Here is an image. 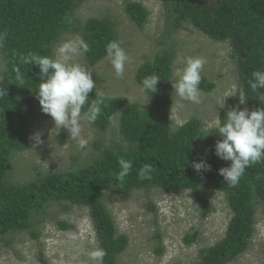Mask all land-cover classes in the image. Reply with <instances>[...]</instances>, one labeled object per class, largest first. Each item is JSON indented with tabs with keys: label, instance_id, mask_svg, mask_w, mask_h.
<instances>
[{
	"label": "trees",
	"instance_id": "16d2710c",
	"mask_svg": "<svg viewBox=\"0 0 264 264\" xmlns=\"http://www.w3.org/2000/svg\"><path fill=\"white\" fill-rule=\"evenodd\" d=\"M81 0H0V34L8 33L4 47L0 48L4 61L1 87L6 91L0 96V242L9 234L29 231L32 217L45 212L52 202H68L87 208L98 246L107 255L103 264H116V259L128 246L125 235L118 234L102 198L109 191H116L127 199L133 191L160 188L173 194L190 191L198 202L202 216L212 211L205 194L213 190L224 195L231 217L223 239L199 252L198 264H230L249 247L255 231V203L264 205V161L248 167L237 187L226 184L219 169L231 162L215 154V144L222 139L218 130L207 134L201 121L190 119L174 128L169 120L172 95L160 93L172 76L170 54L156 55L137 69L135 81L142 88L143 80L153 74L159 76L157 92L145 91L151 104L140 112L136 104L126 105L119 98H111L102 106V114L95 123L105 129L113 116L120 113L118 132L127 143L126 150L106 149L91 163L77 171L49 174L25 186L7 185L5 176L13 152H22L27 146L26 116L35 102L42 82L39 66L20 62V54L29 51L42 56L51 55L49 44L55 41L67 25L64 17ZM168 15H173L171 29L189 25L197 32L216 42H227L234 60L239 92L225 100L218 120L223 124L226 112L234 107H247L249 111L264 108V89L253 92L249 80L254 71L264 72V0H165ZM124 11L128 19L141 28L148 12L135 2L127 3ZM82 39L91 50L84 53L88 64H95L107 56L106 46L117 40L110 23L88 19L82 29ZM20 68L24 78L21 85L15 79L13 65ZM201 92H209L214 85L202 77ZM95 92L89 93L84 106L87 111ZM108 97V96H107ZM245 102L240 104V102ZM97 148V147H96ZM124 158L132 169L124 181L118 179ZM204 161L210 171L198 173L193 163ZM150 164L155 169L152 179L141 180L139 170ZM62 230L71 227L58 222ZM192 236H185L186 244L193 243ZM163 250L158 248L157 253Z\"/></svg>",
	"mask_w": 264,
	"mask_h": 264
},
{
	"label": "rangeland",
	"instance_id": "374dc122",
	"mask_svg": "<svg viewBox=\"0 0 264 264\" xmlns=\"http://www.w3.org/2000/svg\"><path fill=\"white\" fill-rule=\"evenodd\" d=\"M141 4L148 12L146 23L137 28L127 17V3ZM108 21L118 41L132 62L126 66L122 79L117 78L111 62L105 58L88 64L84 56L76 62L92 68V78L97 86L92 92H103L119 98L126 105L136 104L143 112L151 104L148 94L136 83L137 69L151 62L156 55L170 54L172 76L160 93L169 92L174 105L179 97L172 81L179 78L187 57H204L207 60L202 77L214 85L202 92V103L180 101L184 107L173 121L177 128L190 119L201 121L207 134L218 120L220 103L224 96L239 92L238 74L227 42H216L197 32L189 25L172 28L173 15H168L165 0H81L64 17L67 25L58 38L49 44L50 58L56 57V48L64 41L82 38V29L88 19ZM4 69L0 51V87ZM39 75L41 77L40 69ZM228 97H225L226 100ZM245 108V107H244ZM120 113L110 120L105 129L82 122L84 135L91 139L85 149L63 128H55L50 115L41 110L36 98L26 116L27 146L22 152H13L9 160L5 182L7 185L25 186L49 174L77 171L88 166L106 149L126 150L127 143L118 132ZM42 133L43 144L33 147L29 137ZM97 147V148H96ZM212 211L202 216L201 208L190 191L173 194L160 188L133 191L127 199L116 191L107 192L103 205L114 222L117 233L128 239L126 250L117 257L116 264H198L199 252L223 239L231 213L224 195L206 190ZM255 231L248 249L230 264H264V205L257 202ZM58 222L71 228L62 230ZM31 230L9 234L0 242V264H94L87 253L98 246L87 208L68 202H52L45 212L34 215ZM192 236L191 244L184 242ZM161 248L162 254L157 250Z\"/></svg>",
	"mask_w": 264,
	"mask_h": 264
},
{
	"label": "clouds",
	"instance_id": "9594fccd",
	"mask_svg": "<svg viewBox=\"0 0 264 264\" xmlns=\"http://www.w3.org/2000/svg\"><path fill=\"white\" fill-rule=\"evenodd\" d=\"M8 33L0 34V48L4 47V41ZM123 41L113 40L106 46V59L111 62L117 78L122 79L126 66L132 62V58L121 46ZM91 50L89 43L80 37L62 42L56 48V57L50 58L29 51L26 55L20 54V62L27 65H37L40 68L41 83L36 98L39 100L41 110L44 114L50 115L54 121L55 128L65 129L70 134V139L77 142L79 149H85L92 138L89 134L84 135L82 122L95 123L102 114V106H106L105 101L109 99L103 92L96 94L91 100L87 111L84 106L89 101V93L97 86L92 78V68L76 62L78 57ZM207 60L204 57H187L185 67L179 78L172 81V88L179 100L170 108L169 120H178V113L184 107L180 101H187L193 104L202 103V92L199 87L202 80V72ZM15 79L21 85L24 83L23 75L17 65H13ZM159 76L153 74L146 77L142 82L141 91L157 92ZM253 92L264 89V72L254 71L252 79L249 80ZM6 91L0 87V96H4ZM225 97L221 99L220 107L225 106ZM264 99V95L261 96ZM245 102L241 101L240 104ZM217 129L222 139L215 144V154L222 160L230 161L229 167L219 169V174L223 176L226 184L230 187H237L241 177L248 167L264 161V108L249 111L247 107L240 109L239 106L229 109L226 112V120L220 124L219 120L213 128ZM42 133L37 132L30 136L34 140L33 147L41 145ZM121 170L118 179L123 182L132 169V163L124 158L118 161ZM194 169L200 173L210 171L211 165L204 161L193 163ZM155 169L150 164H145L139 170L141 180L152 179L151 173ZM107 252L97 246L87 253L89 260L94 264H103Z\"/></svg>",
	"mask_w": 264,
	"mask_h": 264
}]
</instances>
